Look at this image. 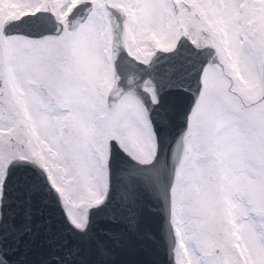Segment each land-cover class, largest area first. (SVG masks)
Here are the masks:
<instances>
[{
    "label": "snow or ice",
    "instance_id": "1",
    "mask_svg": "<svg viewBox=\"0 0 264 264\" xmlns=\"http://www.w3.org/2000/svg\"><path fill=\"white\" fill-rule=\"evenodd\" d=\"M0 264H264V0H0Z\"/></svg>",
    "mask_w": 264,
    "mask_h": 264
},
{
    "label": "water",
    "instance_id": "2",
    "mask_svg": "<svg viewBox=\"0 0 264 264\" xmlns=\"http://www.w3.org/2000/svg\"><path fill=\"white\" fill-rule=\"evenodd\" d=\"M122 55L126 56L127 54L126 53H123ZM142 67H145V66H142ZM160 71H161V74H162V70H160ZM152 75H153L152 70L145 71L143 77L141 78V82L144 79H150V78H152ZM165 95L167 97L169 95V93L166 92ZM158 224H159V221L156 218H154V217H149L147 219V226L150 227V228H152L153 230H156V228L158 227Z\"/></svg>",
    "mask_w": 264,
    "mask_h": 264
}]
</instances>
